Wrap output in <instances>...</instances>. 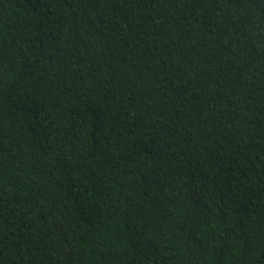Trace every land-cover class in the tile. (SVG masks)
I'll return each mask as SVG.
<instances>
[{
  "label": "trees",
  "instance_id": "16d2710c",
  "mask_svg": "<svg viewBox=\"0 0 264 264\" xmlns=\"http://www.w3.org/2000/svg\"><path fill=\"white\" fill-rule=\"evenodd\" d=\"M0 264H264V0H0Z\"/></svg>",
  "mask_w": 264,
  "mask_h": 264
}]
</instances>
